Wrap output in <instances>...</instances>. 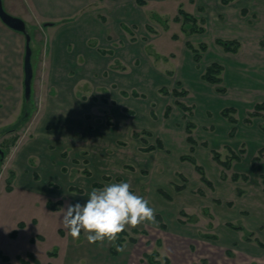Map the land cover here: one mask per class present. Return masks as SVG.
<instances>
[{
    "label": "rangeland",
    "instance_id": "374dc122",
    "mask_svg": "<svg viewBox=\"0 0 264 264\" xmlns=\"http://www.w3.org/2000/svg\"><path fill=\"white\" fill-rule=\"evenodd\" d=\"M24 1L10 0L14 5H23ZM126 1V4L129 3L127 9H135L138 13L136 18L131 19L135 17L134 13L129 17L128 10L122 8L121 0H106L87 7L89 14L98 19L100 24L98 29L91 23L88 35L83 33L89 39L84 40V50L78 53L75 51L76 45L64 43L68 33L66 27L70 24L65 17L44 21L33 18L35 15L30 13L31 23L28 25L32 36L33 77L28 99L24 95V69L15 58L16 50L24 51L25 36L14 32L0 20V147L5 152L4 158L0 160V252L8 257L7 260L0 256V264H148L144 254L154 251L169 255L173 259L172 264L237 262L234 253L231 258L226 255L227 247L220 242L214 245L199 238L164 231L157 219L155 224L146 222L128 229L129 235L137 238V242L133 243L127 238L123 243L126 247L122 252L118 251L117 255L110 252L115 242L110 244L105 241L104 246H99L100 243L89 244L83 231L78 240H73L62 225V209H66L68 204H84L95 182H101L103 186L113 182H128L130 190L147 199L149 206L155 209V216L160 214L165 223L174 225L180 218L186 220L187 216L180 214V210L184 209L197 217L196 223H187V228H196L195 232L200 233L217 231L218 235L223 234L220 224L228 226V222L250 228L255 214L251 211L249 215L240 217V210H232L231 221L225 222L220 215L221 208H210L214 203L227 206H233L235 202L242 204L257 193L264 198V153L261 160L252 162L264 149V137L258 136L264 135V110L261 111L262 116L251 117V123L244 121L254 105L264 100H250L234 106L236 102L231 94H220V97L211 101L210 107L202 105L204 116L209 118L220 115L226 106L236 108L233 115L237 118V133L231 135L229 131L228 136L238 138L232 139L233 143L230 144V140L223 142L224 125L219 123L216 115V124L200 126L202 109L198 103L195 106L192 99H187L188 95L178 99H187L190 106H195L194 117L199 121L190 119L189 111L182 113L173 94H165L161 90L163 87L170 92L174 88H185L176 82L169 84L168 79L170 75L173 80V70L178 69L180 58L189 57L190 52L185 47L186 34L180 22L173 18L180 4L190 10L193 5L189 2L194 3L196 0ZM221 1L210 4L217 9L211 11L213 15L204 24L207 31L195 34L192 42L198 45L204 41L211 45L221 35L224 39L239 40L233 37L240 34L244 44L255 52L249 54L254 60L247 64V69H243L244 78L248 76L249 80L257 84L259 76H252L248 67H252L253 73L264 68V0H243L247 9L244 15H231L232 20L238 19L236 23L221 10ZM203 12H207L206 9ZM46 22L54 24L45 25ZM125 26L128 29H124ZM59 31L60 35L56 37ZM57 45H61L57 47L59 57L68 58L70 62L66 66L52 68L51 54L53 49L57 51ZM85 45L94 47L88 58ZM101 49L107 52L103 53ZM213 56L215 54L212 51L205 55L203 68L212 63ZM256 56L260 59L256 60ZM229 61L225 64L219 62L225 69ZM198 67L201 68V65ZM228 67L222 72L223 85L231 88ZM203 72L201 68L200 76ZM189 89H192L191 86ZM133 91L138 92V95L135 96ZM167 106L172 108L168 117L165 115ZM221 106L217 114L216 109ZM176 114L179 117L175 118ZM187 120H193L198 128L197 142L202 148L199 162L204 165L213 187L201 181L195 166L189 170L188 164L191 163L179 158L182 153H190L184 131ZM216 125L219 132L208 143L207 136L215 132ZM135 132L138 136L134 135ZM14 137L17 138L13 143ZM157 138L163 141V148L144 150L150 144L156 145ZM177 138L181 141L174 147ZM206 141L208 146L203 145ZM229 146L236 151L244 146L246 152L240 161H233L231 168L217 166L218 171H215L217 168L213 169L210 163H215L211 150H219L226 158ZM11 171H14L15 176L11 182L12 190H7V178ZM236 172L247 174L249 178L237 180L234 200L216 196L213 173L222 180L234 182L232 175ZM178 173L184 174L186 181ZM105 176H110V179L104 180ZM176 184H185L187 192L184 194L176 190ZM159 189L169 193L171 198L164 197ZM239 189L243 190L241 196H238ZM194 195L205 196L209 205H186ZM49 199L62 200V203L58 209L52 210L47 206ZM206 209L213 211V219L205 213ZM213 221L216 223L215 228L209 225ZM252 230L256 234L252 238L253 243H256V236L264 241V230ZM238 235L243 238L244 232L240 231ZM159 238L163 240V245L157 244ZM160 258L157 256V259ZM238 264H264V258L259 254V258L251 262Z\"/></svg>",
    "mask_w": 264,
    "mask_h": 264
},
{
    "label": "crops",
    "instance_id": "0c3cea01",
    "mask_svg": "<svg viewBox=\"0 0 264 264\" xmlns=\"http://www.w3.org/2000/svg\"><path fill=\"white\" fill-rule=\"evenodd\" d=\"M102 1H106V0H25L23 5H22V3H21V5H16V4L14 5V3L10 2V0H3V3H4L5 8L8 12H10L16 16L22 17L27 22V24L31 23L30 22V20H31L30 13L35 15L33 18H35V17L41 18L44 21L46 19H47V21L49 19L51 21H56L62 17L63 18L65 17L66 19L65 18L64 19L66 21H68V24L69 23L70 24L66 27V29H68V33L66 35L67 39H65L64 43L72 44L73 46L76 45L75 51L78 53V52L84 50V47H83L84 40L88 41V39H89V37L83 36V33H86V35H88L89 29L92 28L91 23H94L98 27V29H99L98 25L100 24V21H98V19L92 17L89 14V10L87 7H89L90 4H95V3H97V5H99L100 2H102ZM108 1H120V0H107V2ZM215 1H217V0H196L194 3L189 2L191 5H193V9H190L187 11L190 13H193L198 18H204L205 22L208 23L207 22L208 19L210 18V16L213 15L212 12H215L217 9L216 7H212L210 5V4H212V2H215ZM5 2H8L10 5L9 6L6 5ZM121 2H122V6H123L122 8L128 10L127 14L129 15V17L134 13L135 17H132L131 19L136 18L138 13L135 12V9H133V10L127 9V8H129V5H128L129 3L126 4V2H127L126 0H121ZM242 2H243V0H233L228 4H223L221 1V3L219 2L220 3L219 7L221 6V10L225 11V13L228 14V19L230 18L229 20H232L231 15L237 16L238 13H241L242 15H244V13L247 11V9L244 7L245 5H243L244 3H242ZM97 5H94V6H97ZM180 5L183 7L182 4H180ZM180 5H179V7H180ZM212 5H215V3ZM179 7H178V9H179ZM85 9L87 11L86 13H84ZM205 9L207 12H203ZM28 10H30V11H28ZM177 12H178V10H177ZM230 13H233V14H230ZM36 20L37 19H35L34 21H36ZM232 21L236 23L238 21V19L232 20ZM238 24H240V23H238ZM33 25L36 26V24H34V23H33ZM180 26H181V23H180ZM123 28L128 29L127 26H125ZM240 29H242V27ZM206 31H207V29H206ZM14 32L21 33V32L16 31V30H14ZM205 32L185 35L186 36L185 47L190 51L188 53L189 57L182 58V59L180 58L178 69L173 70L174 75H175L173 80H175V81H173L171 79V76L168 75L170 77V78H168L169 84H174L176 82L177 85L185 86V88L188 90L187 99H189V100L192 99L193 100L192 102L195 103L194 104L195 106H196V103L199 104V108L202 109L201 110L202 118H201L200 126L206 125V124H212V125L216 124V121H215V115L216 114L212 118H209L206 115L204 116V114H203L204 106H202V105H207L208 107H210L211 101L216 100L217 96L220 97L221 96L220 94L227 95V96L229 94H231L232 98H235L234 101L236 103L234 104V102H231V104L232 105L234 104V106H236L240 103L241 104L247 103L250 100H252L251 102L256 101V100H259V101L264 100V68L258 70V71H260V72L257 71L258 73H253L252 67H250V66L248 67V69L251 70V72H252V73H250L251 75L256 74L259 76L257 84H255L254 81H252L251 79L249 80L248 76L244 78L243 69H245V68L247 69V64L251 63V60H254V57L252 55H249V54H254L255 52L250 50V47L246 46L244 44L245 42L242 40V37L240 34L237 35L236 37H233V38H238L241 41L240 42L241 43L240 44V51L237 50L238 52L237 51L236 52H228L226 50L221 49L222 47L216 41L217 38H222L223 35H221L220 37H217L215 39V43H212L211 45L208 44V48L206 51H204L202 53V58L199 62H196L194 60L193 52L187 46V42L189 41L194 45V43L192 42V40H193L192 38L195 37V34H204ZM59 35H60V31L56 37H58ZM230 36L231 35H227L226 37H230ZM198 45H194V46H198ZM57 47H61V45L56 46L57 51H55L54 49L52 50V54H51V59H52V64H53L52 68H59L61 66H66V64H68V61H69L68 58H62L61 59L59 57ZM54 48H55V46H54ZM85 48H86L85 52L87 53L86 58H88L89 57L88 54L93 53L94 47H90L88 45L87 46L85 45ZM210 48H211V50H210ZM23 49H24V51L23 50L21 51V49L20 50L18 49V50H16L17 53H15V58L18 59L17 63L19 64V66H21V68H22V66L24 67L25 37L23 38ZM184 50L186 53L187 51L185 48H184ZM211 51L215 54V56L211 57V62H214V61L219 62L220 61V62H222V64H225L228 59L230 60L229 64H228L229 67L226 64L224 70H226L227 67L230 69L229 75H230V80H231V88L227 87V90L223 93L219 92L217 89L212 90V87H216V85L204 80L199 74L201 68L205 69L202 67L204 64L205 55L206 54L208 55ZM13 57H14V55H13ZM225 58H227V60H225ZM176 59H177V55H176ZM255 59L259 60L260 58H257V56H256ZM262 60H264V58ZM199 65H201V68L198 67ZM262 65L264 66L263 61H262ZM52 68H50V69H52ZM229 69H228V72H229ZM165 78H166V76H165ZM223 84H224V82H223ZM190 86L192 88L191 90L193 92L192 93L193 96H191L192 95L191 90L189 89ZM187 95H178V96L173 95L177 99V100H175V103L177 104L178 109H180L182 111V113L184 110L178 105L177 101H181V102H184L185 104L189 105V103L186 101L187 99L186 100H178L181 97H185ZM231 104H229V105H231ZM195 106H194L191 113L188 112L189 113L188 115L190 116V117L189 116L188 117L190 119L193 118L194 120H197L194 117ZM221 109H222V106L218 107L216 109L217 114ZM168 116L169 115H166V117H168ZM220 116H222L223 118H220ZM174 117L175 118L179 117V114L174 115ZM216 117L219 120V123H222V126L224 125L223 142H224V140H225V142L230 140L229 143L230 144L233 143L232 139H235V138L237 139L238 137L236 136V137L230 138L228 136V133L235 126H236L235 128L237 129L238 123H233L228 118L224 117L222 114L216 115ZM187 121L185 122V126H186ZM197 121H199V120H197ZM219 126H221V125H219ZM196 128H197V126H195L193 128V136L198 141V137L196 136V134H197L196 131L198 128L197 129ZM215 129H216L215 132H211L208 134V136H207L209 138L207 140L208 143H211L209 141L210 138H212V136H214V135H217L216 133L219 132L217 125H216ZM184 131L186 133V130H184ZM238 132H239V129H238ZM258 136L260 138L264 137L263 134L262 135L259 134ZM178 137H180V136H178ZM200 137L202 138L201 140L205 141V139L202 136H200ZM185 138H186V142L189 144V142L187 141V133H186ZM180 141L181 140H179L177 138V140L174 144V147H176V144ZM263 141H262V143H264ZM253 142H255V141H253ZM157 151H159V150H157ZM201 151H202V148H200L198 145H196L195 151L193 152V155L196 157L198 163H200L199 162V154L201 153ZM159 152H161V151H159ZM182 155H183V153H182ZM181 156L179 158L181 160H183L181 158ZM183 161H188L189 163H191V164H188L190 166L189 170H191L192 167H194L193 163L190 162L189 160H183ZM210 163L213 166V169L217 168V169H215V171L216 170L218 171L217 166H221L220 164L216 165V161H215V163L212 161ZM200 164L203 165L202 163H200ZM205 171H206V169H205ZM197 173H199V172L197 171ZM219 173H220V169H219ZM213 175H214L213 180L216 183L215 184L216 196H218L220 198L227 199V200H231V199L234 200V197H236V189L238 188L237 187V184H238L237 181L236 182L234 181L236 183L235 184L233 181H230L228 179L222 180V179L218 178L217 176H215V173H213ZM180 192L185 194L187 192V188L185 187L184 189L180 190ZM248 195H249V193H247L246 196H248ZM238 196H241V194L238 193ZM204 197L205 196L194 195V197H192V199L190 201L186 202L185 204L190 205V206L192 205L194 207L196 206V204L197 205H200V204L201 205H209L207 203L206 198H204ZM238 198H242V197H238ZM237 204L238 203L235 202L233 206H227L226 204L214 203L210 208H215L216 210H219V208H221L222 211H220V215H221L223 221H225V222L231 221L230 220V218H231L230 211H232V210H234V211L236 210V212L238 210H240V214L238 215L240 217H245L246 215H249L250 212L252 211L255 214L254 219L252 220L251 218L247 217L253 221L250 224V228L244 226L243 224L242 225L244 227H246L247 229H250V230L255 229L257 232L264 230V198L262 196H260L259 193L253 195V197H250V198L248 197V199L246 201H243L242 204H238V205ZM186 207H188V206H186ZM244 210H245V212H242ZM205 213H207L211 219H213V216L215 217V215L213 214V211H211V209L210 210L206 209ZM177 222L178 223L174 224V225H169L166 223V225H167L166 228H162L161 225H160V227L164 231H172L173 233L180 235V236H183V235L187 236L188 235V236L193 237V238H199V239H202L205 241H209L210 243H212L214 245H218V243L220 242L222 246L230 248V250H226L227 248L225 249V253L227 256H229V258L233 257L232 255L234 253V256L237 258L236 264L242 263L243 261H250L251 262L252 260H254V258H259V254H261L262 259L264 258V248L260 247L257 243H253V241L245 240L244 235H243V238H240L238 233H240V231L243 232L242 230H235L231 227H228L226 225L224 226V225L220 224L221 225L220 231H222V233L224 234V237H222L223 234L222 235L219 234L220 235L219 236L218 232L216 231L217 233L216 232H214V233H216L219 236V238L218 239H209V238L201 236V233H203V232H201V233L195 232L196 228H193V227L187 228L188 222L181 223L178 220H177ZM191 223H196V221L191 222ZM211 223H212V225H211ZM159 224H160V222H159ZM209 225H210V227H214V228L216 227L215 221L210 222ZM192 226H194V225H192ZM222 238H224V239H222ZM158 240H161V244H158V242H157ZM156 242L158 245H163V240L161 238L157 239ZM104 243H106V242H104ZM133 243H135V242H133ZM103 244H101L99 246H104ZM95 248H97V247H95ZM113 248H117L116 241H115V246L111 247L110 252L112 255H117L118 251L116 250L117 252L113 253L112 252ZM167 256L170 258L169 255H167ZM93 260L95 261V258H93ZM172 261H173V259H171V264H172Z\"/></svg>",
    "mask_w": 264,
    "mask_h": 264
},
{
    "label": "trees",
    "instance_id": "16d2710c",
    "mask_svg": "<svg viewBox=\"0 0 264 264\" xmlns=\"http://www.w3.org/2000/svg\"><path fill=\"white\" fill-rule=\"evenodd\" d=\"M233 0H222L223 4H228ZM174 21L180 22L181 23V29L182 31L186 34V35H190L193 33H203L206 31V27H205V19L204 18H198L196 15H194L193 13L188 12L187 10H185L181 5L178 9L177 14L174 16L173 18ZM167 23V22H166ZM46 25L49 23H45ZM51 24H54V22H52ZM177 36V35H175ZM217 43L220 44L221 46H223V48L226 51H232V52H236L238 50V48L240 47V41L237 39H223V38H217L216 39ZM262 44H264V40L262 41ZM187 46L192 50L193 52V57L194 60L196 62H199L202 58V53L204 51L207 50L208 48V44L206 42H201L198 46H194L191 42H187ZM103 53H106V50H100ZM224 70V66L217 61H214L212 63H210L209 65H207L204 69V72L201 74V77L216 85V89L219 92H225L227 90L226 86L223 85V77H222V72ZM162 92H164L165 94H173V95H187L188 94V90L187 89H177L174 88L171 92L166 88L163 87L161 88ZM124 94H127L126 92H124ZM133 94L136 96L138 95V92L133 91ZM178 105L184 110V111H189L190 113L193 110V106L187 105L184 102L181 101H177ZM264 110V102H258L254 105L253 110H251L249 112V116L246 117L244 119L245 122L247 123H251L252 122V118L253 116H262L261 111ZM171 111V107L167 106L166 108V112L165 115H169ZM236 112V108L234 106H226L221 110V114L228 118L230 121H232L233 123L237 122V118L233 115ZM195 123L191 120H188L185 126V130L187 133V141L190 144L189 150L190 153L189 154H183L181 156V158L183 160H189L190 162H192L196 168V170L199 172L200 176H201V180L208 186L213 187V182L209 179V177L207 176V173L205 171V168L203 165H201L200 163H198L196 157L193 155V152L195 151V146L198 145L197 140L195 139V137L193 136V128L195 127ZM262 129L264 130V125L262 126ZM236 131V128L233 127L231 130V135H234ZM145 133H150L148 131H144ZM135 136H138V133L135 132L134 133ZM17 137L13 138V143L15 142ZM204 146H208L207 142H203ZM164 147V143L160 138L156 139V145H148L147 147L144 148V150L146 151H151L157 148H163ZM229 150V155L226 158H223L222 153L217 150V149H212V156L213 159L220 164L224 169H229L232 167V163L233 161H240L242 159L243 154H245L246 149L244 148V146H242L238 151L234 150L233 148H231L230 146L227 147ZM264 153V149H261L259 151V154L257 156H255L252 160V162H256L258 160L262 159V155ZM1 160V159H0ZM87 173H89V171L87 170ZM179 176L181 177L182 180L186 181V177L184 174L182 173H178ZM15 176L14 171L10 172V176L7 178V185H6V189L7 190H12L11 187V182L13 177ZM104 180H109L110 176H105ZM244 179L247 180L249 177L247 174H241V173H234L232 175V179L234 181H237L238 179ZM117 179L120 180V177H118ZM262 179L264 181V174H262ZM93 185L95 187H102L103 183L101 182H95L93 183ZM186 187L185 184L183 185H179L176 184L175 185V189L180 191L182 189H184ZM159 192L166 198L170 199L171 196L169 193H167L166 191H164L163 189H159ZM239 194L243 193L242 189L238 190ZM219 201V200H218ZM62 200H57V201H53L51 199H49L47 201V206L52 209V210H56L59 208V206L61 205ZM180 214L181 215H186L187 219H178L179 222L181 223H186V222H195L197 221V217L195 215L192 214H188L184 209L180 210ZM156 219L160 222V225L162 228H166L167 225L166 223L163 221V218L160 214H157ZM212 225V223H211ZM227 225L235 230H242L244 232V239L248 240V241H252L253 236H255V232L253 230L247 229L246 227H244L242 224H235L233 222H228ZM14 236L16 234V230L13 232ZM82 234V232H81ZM201 236L209 238V239H218L219 236L216 233H201ZM127 238L132 241V242H136L137 238L130 236L128 231H125L123 233L120 234L119 239L116 241L117 246L118 245H123V243L127 240ZM254 240L256 241V243L264 248V241H262L261 239H259L257 236L254 238ZM158 244H161V240L157 241ZM113 253H116V249L113 248L112 249ZM52 254H55V252H53ZM0 256H3V258L8 260V257L3 255L0 252ZM146 261L148 262V264H171V259L167 256V255H160L159 251H154L151 253H145L144 254ZM157 256H160V259H157Z\"/></svg>",
    "mask_w": 264,
    "mask_h": 264
},
{
    "label": "clouds",
    "instance_id": "9594fccd",
    "mask_svg": "<svg viewBox=\"0 0 264 264\" xmlns=\"http://www.w3.org/2000/svg\"><path fill=\"white\" fill-rule=\"evenodd\" d=\"M128 182H113L93 187L84 204H68L61 222L73 240L83 231L89 244L114 243L120 234L144 223H156L155 209L149 201L133 193ZM126 245H118L123 251Z\"/></svg>",
    "mask_w": 264,
    "mask_h": 264
},
{
    "label": "water",
    "instance_id": "95a60500",
    "mask_svg": "<svg viewBox=\"0 0 264 264\" xmlns=\"http://www.w3.org/2000/svg\"><path fill=\"white\" fill-rule=\"evenodd\" d=\"M0 19L9 28L19 31L25 36V53H24V95L28 99L31 92V81L33 77V69L31 62L32 47H31V33L27 22L19 16H16L6 10L3 0H0ZM49 24H51L49 22ZM0 155L5 156V152L0 148Z\"/></svg>",
    "mask_w": 264,
    "mask_h": 264
},
{
    "label": "flooded vegetation",
    "instance_id": "af4514ba",
    "mask_svg": "<svg viewBox=\"0 0 264 264\" xmlns=\"http://www.w3.org/2000/svg\"><path fill=\"white\" fill-rule=\"evenodd\" d=\"M0 148H2V147H0ZM2 149H3V148H2ZM3 158H4V157L0 155V159H3Z\"/></svg>",
    "mask_w": 264,
    "mask_h": 264
}]
</instances>
